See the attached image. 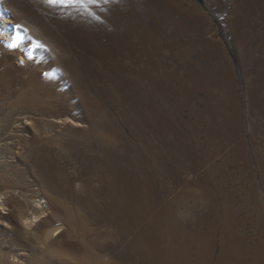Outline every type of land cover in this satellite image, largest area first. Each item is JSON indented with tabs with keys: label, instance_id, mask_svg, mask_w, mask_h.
<instances>
[{
	"label": "rangeland",
	"instance_id": "374dc122",
	"mask_svg": "<svg viewBox=\"0 0 264 264\" xmlns=\"http://www.w3.org/2000/svg\"><path fill=\"white\" fill-rule=\"evenodd\" d=\"M116 1L118 0H107L103 3L108 6ZM125 1L140 14L136 5L138 0ZM153 1L160 4L162 0ZM174 1L179 5L173 12L174 19L180 21L184 29L193 30L196 42L199 41L198 47L189 52V59L201 64L205 73L203 78L207 76L209 80L219 68V85L222 88L235 86L233 95L237 104L238 123L236 132H223L225 135L230 133L231 135L222 147L216 149L203 141L202 148L216 150L217 155L204 162L196 171L182 167L173 190L177 194L184 189L185 184L200 181L202 173L210 164L213 165L218 179H221L223 169L220 171L219 166L225 165L229 176L227 180H221V184L227 193L232 194L231 198L229 196L226 198L231 199L236 209H240L239 213L235 211L234 215L240 219L248 216L253 220L252 225L244 226L243 233L263 242L264 186L261 183V173L258 171V160L254 154L255 145L249 138L254 113L250 111L246 85L247 71L252 60L256 58L252 52V42L260 36L264 28V0ZM113 5L116 11L118 8ZM70 8L73 6H51L45 0H0V41L10 42L11 36L16 32L24 37L20 45L14 49L8 48L6 43H0V247L4 251L12 243V233L20 227L18 208L25 211L29 217L37 215L36 222H33L35 225L30 228L31 232L34 230L37 232L44 226L53 227L55 224H50L56 221V215L68 202L61 193L63 179H66L70 188L83 196L87 194L90 184L95 186L102 184V179L97 173V161L86 159L95 157L100 152L99 146L85 132L87 130L99 132L101 137L114 146L125 144L118 134L103 131L99 127L102 117L114 119L129 141L127 144L141 149L138 139L124 124L122 115L109 98L120 94V89L111 86L101 67L96 74L97 83L91 81L87 72L88 66H82L78 61L83 48L77 46V43L82 41L83 35L79 33L73 38L66 33L68 29L62 25L68 23L69 28L76 26V21L71 15L64 12ZM142 22L147 29L151 28L150 22L145 20ZM97 24L108 26L106 37L115 36L114 39L112 37L110 45L116 48L117 58L125 61V64L118 65V68L126 77L125 80H128V87L136 90L141 96L142 115L149 116L153 114L150 109L160 108L164 116L168 114V118L185 126L182 127L181 133L189 134L188 124L192 118L188 109L183 107L180 113H171L168 109L176 101L170 96L166 101L162 100L155 96L152 90L159 84L157 72L159 74L166 72L169 78L173 77L172 83L176 86L180 80L187 78L193 67L186 65V69L178 74L177 66L174 64L177 54L166 50L164 58H160L154 51L142 53V64L130 69L129 55L119 44L120 38L125 36L121 27L123 23L116 17H109ZM17 25L20 27L16 28ZM112 27L116 28V33L112 32ZM182 37L183 35H180L178 39ZM36 44L41 47H33ZM28 51L32 52L30 59L26 55ZM106 58L111 60L114 56L109 54ZM148 61L153 65L148 64ZM91 64L94 67L99 66L95 61ZM74 69L79 73V80ZM209 83L212 86L215 84L214 80ZM125 84L127 85L126 82ZM226 95L230 93L227 91ZM125 96L128 101L133 98L130 92ZM200 96L206 97L205 92ZM133 111L135 110L126 107L124 114L129 118H135ZM152 117V122L161 125L158 118L155 120V116ZM211 119H213L211 116L207 117L206 122L209 125ZM214 125L217 126L216 122ZM203 129L204 126L201 130ZM142 135L147 146H157L164 160L172 165H178L174 156L177 149V133L167 131L162 138H158L154 131L145 127ZM239 142L243 145L245 161L254 186L245 182L243 159L238 157L239 150L235 147ZM139 153L144 163L149 164L147 154L143 151ZM188 158L187 155L182 158L180 165L184 166L191 161ZM60 172L62 176L59 175ZM251 188L255 191L253 195L249 192ZM152 193L157 198L163 192L156 188ZM172 196L171 193L166 195ZM95 198L100 204L107 201L105 199L107 197L101 194H97ZM69 206L73 204L70 203ZM41 210L44 214L40 213ZM179 211L185 215L184 218H188L189 213H185L184 209ZM201 213L200 206L194 210L191 219L200 217ZM211 216L212 219L215 215ZM80 217L84 218L78 211L74 218H78L79 221ZM84 221L88 224L86 219ZM62 225L65 228V224ZM38 226L41 229H38ZM74 228L80 229L77 226ZM67 237L66 235L64 238ZM13 246L19 256L14 257L16 259L13 264H27L29 251L21 246ZM217 254L218 250L214 257ZM107 260L109 264H120L116 258ZM102 261H106V258L102 257ZM263 263L262 257L257 264Z\"/></svg>",
	"mask_w": 264,
	"mask_h": 264
},
{
	"label": "bare ground",
	"instance_id": "6f19581e",
	"mask_svg": "<svg viewBox=\"0 0 264 264\" xmlns=\"http://www.w3.org/2000/svg\"><path fill=\"white\" fill-rule=\"evenodd\" d=\"M113 4L118 8L116 11ZM113 4L107 6L102 1L87 7L73 6L71 10L65 9L64 12L69 13L76 21V26L69 28L68 23L62 25L73 38L79 33L83 35L82 41L77 43V46L83 48L78 61L82 66H88L91 81L97 83L96 74L102 69L111 86L120 89V94L109 98L122 115L124 124L138 139L141 149L127 144L129 141L114 119L102 117L99 127L103 131L118 134L120 140L125 142L114 146L101 137L99 132H85L99 146L100 152L95 157L86 159L97 161V173L102 184H90L87 194L83 196L70 188L66 179H63L61 193L68 202L56 215V221L50 224H55L51 228L44 226L46 229L43 227L42 230L31 232L30 228L35 225L37 215L29 217L18 208L20 227L12 233V243L7 247L5 245V251L0 247V264H13L16 259L14 257L19 258L13 245L29 251L27 264H109L107 258H116L120 264H257L262 257L264 261V241H256L243 233L244 226L252 225L253 220L248 216L237 218L234 212L237 211L238 214L240 209H236L231 199L226 198H231L232 194L227 193L221 184V180L229 176L225 165L219 166L220 171L223 169L221 179H218L210 164L202 173L200 181L185 184L184 189L177 194L173 190L182 167L196 171L204 162L217 155L216 150L203 149V141L218 149L231 135L223 132H236L238 120L233 95L235 86L222 88L219 85V68L210 76L209 80L215 82L212 86L207 76L203 78L205 73L201 64L189 59V54L198 47L199 41L196 42L193 30L184 29L180 21L174 19L173 12L179 6L176 1L162 0L158 4L153 0H138L136 5L140 14L125 0H118ZM109 17H116L123 23L121 27L125 36L118 42L129 55L130 69L142 64V53L154 51L160 58H164L166 50L176 52L174 64L178 74L186 69V65L193 67L187 78L180 80L176 86L173 84V77L169 78L166 72H157L159 84L151 89L162 100L166 101L170 96L176 101L168 109L171 113L178 114L183 107L188 109L192 118L189 128L187 126L189 134L181 133L185 126L168 118V114L164 116L160 108L150 109L153 114L149 116L142 115L141 96L128 87V80H125L126 77L118 68L125 61L117 58L116 48L110 45L115 36L106 37L108 26L97 24ZM143 20L150 22V29L145 27ZM112 29V32H117L115 27ZM180 35H183L182 39H178ZM251 47L256 58L247 71L249 107L254 113L249 138L255 145L254 154L264 186V28L260 36L253 40ZM109 54L114 58L107 59L106 55ZM92 61L99 66H92ZM148 64L153 65L150 61ZM75 72L78 79L79 73L74 69ZM174 79L176 80L175 77ZM227 91L230 95H226ZM129 92L133 94L131 101L125 96ZM203 92L206 97L200 96ZM126 107L135 110V118L125 116ZM152 116H155V120L158 118L161 125L156 121L152 122ZM208 116L213 118L210 125L207 123ZM145 127L154 131L158 138H162L167 131L177 133L174 156L178 165L164 160L157 146L150 147L144 143L142 132ZM235 147L239 150L238 157L243 159L245 182L254 186L245 161L243 145L239 142ZM140 151L147 154L149 164L144 163ZM186 155L191 161L182 166L180 161ZM59 175L62 176V173ZM156 188L163 192L157 198L152 193ZM249 192L251 195L255 193L253 188ZM166 193L173 196L166 197ZM97 194L107 197V201L97 203ZM70 203L73 206H69ZM200 206V217L191 219L194 210ZM180 209L189 213L188 218H184ZM78 211L84 216L79 221L74 218ZM211 215L215 216L211 219ZM62 224H65V228ZM75 226L80 229L74 228ZM38 229L41 228L38 226ZM66 235L68 237L64 238ZM217 250L218 254L214 257ZM102 257L106 261H102Z\"/></svg>",
	"mask_w": 264,
	"mask_h": 264
},
{
	"label": "snow or ice",
	"instance_id": "6c2138e0",
	"mask_svg": "<svg viewBox=\"0 0 264 264\" xmlns=\"http://www.w3.org/2000/svg\"><path fill=\"white\" fill-rule=\"evenodd\" d=\"M45 2L51 6L67 7L69 5H72V6H79V7H87L92 4L99 3L101 2V0H45ZM103 2H107V0H103ZM19 27H20L19 25L16 26V28H19ZM22 39H24V37L19 32H16L15 34L11 36L10 42L0 41V43H6V46L8 48L14 49L20 45V42ZM33 47H41V45L36 44V45H33ZM26 55L30 59L32 57V52L28 51L26 52Z\"/></svg>",
	"mask_w": 264,
	"mask_h": 264
}]
</instances>
